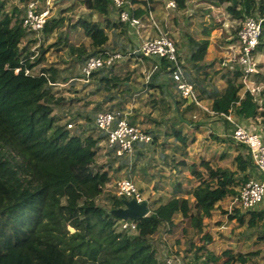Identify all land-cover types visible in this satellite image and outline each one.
Masks as SVG:
<instances>
[{
  "label": "trees",
  "instance_id": "trees-1",
  "mask_svg": "<svg viewBox=\"0 0 264 264\" xmlns=\"http://www.w3.org/2000/svg\"><path fill=\"white\" fill-rule=\"evenodd\" d=\"M126 1L135 5L130 11L141 20H146L148 13L154 12L155 4L160 2ZM185 1L178 2L180 8ZM203 1L212 5L215 0ZM217 1L228 4L225 9L233 20H262L255 53L261 52L264 49V0H235V4L231 0ZM84 5L100 21L79 19L62 31L64 19H48L41 32L44 39L57 31L62 44L58 41L45 48L42 45L34 53L31 46L35 40L28 37L35 34L26 32L21 26L25 10L22 12L16 7L7 10L6 0H0V264H165L166 256L177 254L168 253L161 258L165 244L162 242L160 248L158 243H154V237L171 232L177 217L184 221L182 234L193 252L190 251L192 258L180 256L184 262L218 264L220 257L225 256L227 259L220 264H252L258 252L232 254L225 251L221 256L212 254L207 248L212 238L205 231L204 224V219H210L213 212L220 209L222 201L235 198L237 190L258 174L244 146L234 148L233 170L204 160L190 165V174L197 182L190 193L192 200L176 192L166 200L148 202L149 214L146 217L125 220L136 225L135 231L120 229L123 220L113 216L111 210L121 208L124 198L105 193V189L111 181V173L120 171L130 163L128 157H116L113 152L105 150V163L97 166L96 157L103 150L101 144L105 143L106 137L94 127L92 118L79 115L84 124L71 123L75 129L72 131L66 127L71 122L66 121L68 111L55 113L64 100L56 97L52 91V87L59 83L60 71L48 67L40 69L38 77L25 75V71L32 72L44 61L50 49L61 51L62 46L70 54V64H83L89 57L108 49L99 44L107 31L119 30L122 34L125 30L124 24L108 18L112 12L111 0H84ZM103 24L104 27H101ZM78 26L90 38L91 53L69 42L67 32ZM201 33L198 39L185 36L189 48L188 61L196 75L189 77L183 64L182 68L187 81L196 84L201 93H205L203 84L213 86V79L206 73L200 77L199 72L204 68L201 64L209 46V31L204 28ZM117 49L118 52L124 51L122 45ZM154 62L158 69L154 71L147 88L159 89L161 95H166L171 64L165 59ZM113 67L102 68L90 78L103 85L107 93L109 87L121 82V102L129 100L132 93L125 83L130 80V75L122 80L112 76ZM17 69L20 71L16 74ZM221 70L228 72L229 78L222 74L225 81L222 92L208 94L211 99L209 110L227 124L229 122L221 115H227L229 111L234 119L247 123H255L259 117H263L259 122L260 130H253L264 134V89L256 94L244 91L241 71L234 64H226ZM259 76L258 65V73L254 77ZM158 77L163 79L158 82ZM113 98L109 94L105 96L108 101ZM151 101L155 105V97ZM161 101L171 107L170 101L166 102L163 98ZM174 101L178 114L171 120V127L175 121L185 122L183 113L179 111L180 105L186 110L194 106L180 97ZM134 119L128 118V123L137 126ZM172 134L180 143L174 151L179 149L180 156H185L187 139L175 128ZM154 144L152 140L145 147H154ZM136 149L131 156L133 159L138 157ZM179 163L187 166L184 161ZM257 208L246 212L250 214L249 219H245L244 215L228 216V219L236 218L239 225L245 224L248 230L257 233L259 241H264V203ZM234 212L239 213L238 210ZM68 227L74 229L73 234L69 233ZM190 231L200 236L199 246H194L188 238Z\"/></svg>",
  "mask_w": 264,
  "mask_h": 264
},
{
  "label": "rangeland",
  "instance_id": "rangeland-1",
  "mask_svg": "<svg viewBox=\"0 0 264 264\" xmlns=\"http://www.w3.org/2000/svg\"><path fill=\"white\" fill-rule=\"evenodd\" d=\"M31 1L32 0H6V7L7 10L16 7L23 12ZM37 2L38 10L48 9L49 19H64L62 31L72 26L79 19L94 22L99 18L85 8L84 0H37ZM177 5V9H166L163 0H160L159 3L155 4L154 12L152 13L157 25H166L169 32L168 38L171 39L174 45L180 47L182 44H186V35L199 38L204 28L209 31L208 40L213 46L218 44L224 46L229 43H234L236 45L235 36L242 22L230 18L225 9L226 6H228L227 3L220 4L215 0L214 3L210 5L203 0H187L181 8L178 9ZM146 23L149 22L146 20ZM101 27H104V24ZM118 33L121 34L119 30L107 31L106 37L99 42L101 47H110L113 42L117 43L119 41H124L125 39L122 37L124 34L119 35ZM67 37L70 43L74 44L76 47H84L87 53L93 51L90 38L85 36L84 30L79 26L75 30L70 29L67 32ZM28 39L35 40L31 46V51L34 53H37L42 45L45 48L58 41H61L62 44V39L59 38L57 31H54L47 39H44L42 33H38L37 35L31 34ZM105 51L112 52L111 49H105ZM132 51L120 52L125 55V59L117 63L111 72L112 76L118 77L121 80L130 75V80L128 83H125V86H128L129 91L132 93L131 100L129 99L130 101L127 99L121 102V82H118L115 86L109 87V93H107L105 92L104 86L94 82V79L90 77L87 79L83 78L80 75L82 62L75 65L70 64L68 62L70 54L63 46L61 51L50 49L45 54L44 61L32 72H28L25 75L38 77L40 76V69L48 67H53L60 71L59 83L52 87V91L56 97H62L64 100L59 107L55 109V113L68 111L67 114L75 116L80 113V111L95 113V111L97 112L99 109L113 110L119 107L125 109L131 106L133 114L136 113L135 120H138V125L144 130L150 129V127H152L151 125H153L151 120L155 116L157 117L158 114L157 109L150 102L152 90L149 88L144 89L143 85H147L151 82L150 79L154 74V70L149 69L148 64L144 67L143 60H140L137 54L132 55ZM261 52L264 54V49H262ZM258 63H260L259 77H263L260 81L261 84L264 85V55ZM61 79L64 80L61 82ZM108 94L114 97L111 101L105 99V96L107 97ZM77 97L79 98L76 101L74 98ZM261 113L263 115V111H261ZM261 120L262 117H259L257 122L251 123V128L260 129L259 122ZM72 122L75 124L74 121ZM73 129L74 126L70 130L73 131ZM211 131L212 130L209 128L200 129L190 138L191 142L187 145V154L185 156L188 165L183 167L186 169H179V171L175 169L178 168V163H176L178 158L176 157L180 158L181 156L178 151L174 153V155H176L174 160L172 159V156H170V153H173L171 144L165 143L164 149L163 147L161 148L162 145H158V147L154 148L146 147L145 153L140 155L143 159H139V157L135 159L127 158L131 164L128 163L127 167H123L118 172L111 173V181L106 186L105 193L115 195L116 182L124 178H129L139 189L142 197L150 203L161 199L166 200L175 195L176 184L178 183L182 186L184 195H186L189 200H192L190 193L197 182L194 181L193 178H188L187 176H189L190 165L193 161L199 162L200 159L208 158L213 161H220L232 170L234 169L232 158L228 159V157L231 156L230 148L226 143H218V141L214 139L210 141L209 137H215L211 134L213 132ZM105 155L107 154L104 153L103 150L98 153L96 157L97 166H101L105 163ZM223 155L226 156L224 157ZM144 157L146 161H144ZM143 165L145 166L146 172L144 175L140 170ZM101 201L102 200H100L99 203H101ZM149 206L148 203V207ZM233 207H236L233 198H227L222 201L220 203V210L214 213V220L209 221L205 226V230L212 238L211 244L207 245L208 250L217 256H221L224 251H229L231 253L258 251L261 255L253 259L252 264H257L258 262L264 264V243L258 241L253 243L254 240H257V236L253 237L252 240H247L246 235L248 233L246 230L244 229L243 231V228H239L238 224L235 225L233 222L227 221L226 217H224L223 212H227V209L229 210ZM183 227L184 221L177 217L171 232L160 233L158 237H154V243H158L160 248H162V242L165 244V247L163 246V253L161 254L162 257L158 254L161 258L168 253L177 254L179 257H193V254L190 253L189 243L184 240L185 238L182 234ZM229 235H231L230 238ZM188 238L193 242L194 246H199L201 244L200 236H195L193 231L188 233ZM159 245H157V247H159ZM165 250L167 251L165 252ZM226 259L225 256H221L218 264L224 262Z\"/></svg>",
  "mask_w": 264,
  "mask_h": 264
},
{
  "label": "built area",
  "instance_id": "built-area-1",
  "mask_svg": "<svg viewBox=\"0 0 264 264\" xmlns=\"http://www.w3.org/2000/svg\"><path fill=\"white\" fill-rule=\"evenodd\" d=\"M37 0H32L25 8L21 19L22 28L29 33L37 35L41 33L46 21L49 19V11L38 10ZM166 9L176 8L175 2L169 0ZM110 9L117 14V19L135 34L139 35L143 28L141 19L132 15L133 5L126 0H111ZM146 20L151 24L156 36L152 39L143 40L139 47L131 54H137L140 60L154 59L160 61L165 59L171 64L170 79L175 84V89L181 99L190 101L195 106L201 108L206 113L214 114L207 108H204L198 101L197 94L193 86L187 81L182 62L174 43L169 40L164 33L162 26L154 21L153 14L148 13ZM262 20L256 18H246L236 36V52L231 59L223 61L220 65L234 64L241 71V83L244 91L251 94L259 92L257 87L253 86L254 75L258 73V62L256 61L255 51L259 44L262 31ZM125 59V55L120 52L105 51L95 56L89 57L80 67V75L83 78H89L94 72L102 68H110ZM158 69L155 64L153 70ZM20 70H15L17 74ZM27 74L28 71H25ZM232 126V141L237 146H244L248 155L261 176V180L251 179L242 185L238 190V195L233 198L237 207L244 213L254 210L264 202V134L261 131L247 129L237 124L231 112L227 115H221ZM97 131L105 135V150L113 152L116 157L131 158L138 146H145L152 143V137L137 126L130 125L127 121V114L121 109L104 110L96 113L93 120ZM72 128V124L66 126ZM116 196L125 200H135L141 203L144 200L138 188L129 178H124L116 182ZM121 230L133 232L136 225L132 221H122ZM165 264H202L200 262H184L181 257L169 255L164 258Z\"/></svg>",
  "mask_w": 264,
  "mask_h": 264
},
{
  "label": "crops",
  "instance_id": "crops-1",
  "mask_svg": "<svg viewBox=\"0 0 264 264\" xmlns=\"http://www.w3.org/2000/svg\"><path fill=\"white\" fill-rule=\"evenodd\" d=\"M168 1L169 0H163L164 5H166V3ZM172 1L175 2V5H177V3L180 2V1H181V3L184 2V0H179V1L178 0H172ZM177 6H178V9H179L180 8L179 5H177ZM133 8H135L134 4H133ZM108 18L110 20H112V21L119 22L118 19H117V14L115 12H111L109 14ZM142 22H143V28L140 29L139 35L135 34V32L133 30L129 29V28H128L129 29L128 30L124 26L125 30H124V33H122V34H124L122 37H124L125 40L121 41V42L119 41L117 43L113 42V44L110 47H107V48L111 49L112 51L118 52L119 50L117 48L119 47V45H122L124 47V51H122V52H128V51L135 50L137 47H139L140 43L143 40L154 38L156 36V33H155L154 29L152 28L151 24L150 23H146V20H142ZM161 26H162V28L164 30V33L168 37L169 32L167 30L166 25L165 24H161ZM111 31H115V30H111ZM122 34H119V35H122ZM181 46H180L181 48L179 46H176L178 54H179V58H180L182 64L184 65L186 74L189 77L190 76L192 77V76L196 75L197 72H195V70L192 68L191 64L188 61V59H189V48L187 47L186 44H182ZM236 47L237 46L234 43L225 44L224 46H221L219 44L213 46L211 43H209L208 50H207V55L205 57V60L201 64V67H204V68L199 73L201 75L200 77H202L204 73L208 74V77H211L213 79V81H212L213 82V86L204 83L202 88L205 89L206 92L205 93L204 92L201 93L200 89L198 88V86L196 84L189 82L193 86V88H194V90H195V92L197 94V97L199 98L200 104L204 108H207L208 110H209L210 105H211V99L208 98V94L209 93L220 94L222 92V90L224 89V86H225V81L222 78V74H224V76L226 78H229V73L226 72V71L221 70L222 66L220 64L223 61L231 59L234 56V54L236 52ZM263 55L264 54L262 52H256L255 53V57H256L257 62H260L261 57H263ZM142 62H143V66L144 67H145V65L148 64L149 69H153L154 65L156 64L154 62V59H143ZM259 64L260 63H258V65ZM211 70H214V71H211ZM216 72H218V73H216ZM262 78L263 77H257V78L254 77L253 78V83H254L253 86L257 87L259 90L264 89V85L261 84V81H260ZM151 79H152V76H151ZM151 79H150V81H151ZM161 79H163V78L162 77L161 78L158 77L157 81L159 82ZM168 81H169L168 82L169 88H168L167 91H165L166 95H161V93L159 92V89L152 90V92H151L150 96H152V98L155 97V105L154 106L157 109V114H158L157 117L155 116L151 120V122H153V125H151L152 127H150V129H145V130L142 129V127H140L139 125H137V127L141 128L148 135H150L152 137L153 141H155L154 147H158V145H162L161 148L163 147V149H164V147H165L164 144L165 143L166 144H171V146L173 147V153L171 152L170 156H174V158L176 156V155H174V153L179 151V149L174 151V148L176 146H180V143L177 142V140L174 139V137H173V134H172L173 128H175L178 131H180L182 133V135L187 139V142H186L187 145L191 142L190 138H192L194 136L193 135L194 133L198 132V130H200V129H208L209 128V129H211L214 132L213 133L211 131L212 132L211 134H213L215 136V137H209V140L211 141V140L214 139L215 141H218V143H220V142L226 143L227 146L230 148V151H231V156H229L228 159L229 158H233L235 156V154H236L234 148L239 147V146H237V145H235L233 143L232 138H231L232 131H233V126L230 123L227 124L226 122H223L216 115L211 114V113H206L201 108H199V107H197L195 105L193 107H191V109H189V110H186L184 108V106L180 105L179 106V111L183 113V118L185 119V122H183V123H179L178 122L177 123L175 121L173 127H171V120H173L174 116L178 114L177 106L175 104L174 99L176 100L180 96H179V93L177 92V90L175 89V85H174V83H172V81H171L169 76H168ZM143 86H144V89L147 88V85H143ZM78 98L79 97L75 98L76 101L78 100ZM152 98L150 99L151 103H152V101H151ZM162 98L166 102L170 101L172 103L171 107L168 106V104L165 105L164 103H162V101H161ZM190 103L191 102L188 101V104H190ZM117 109H121L123 112H125L127 114V121H128V118L135 117V114H133L131 106L129 108H125V109H122V107H119ZM104 110H106V109H104ZM104 110L102 109L101 111H104ZM65 112H67V111H65ZM98 112H100V111H98ZM98 112H96V113H98ZM210 112H212V111H210ZM96 113H91V112L89 113L87 111H82V112L80 111V113L75 115L76 117L74 115H69V114L66 113V117H67L66 121L70 120L71 122H69V123L73 124L72 121H74L75 124L78 123L79 125H82V124H84V120L79 115H81V116L88 115L90 118H92V120H94V117H95ZM77 115H78V117H77ZM64 116H65V114H64ZM74 117H75V119H74ZM194 120H197V121H194ZM189 121H190V123H189ZM234 121L237 124L247 128V129H251V127H252L251 123H247L245 121H240V120H237V119H234ZM137 122H138V120L137 121L135 120V123H137ZM258 130H260V129H258ZM101 145H102L101 147H102V149H103V151L105 153V145H104V143H102ZM145 149H146L145 146L137 147L136 151H137V156L139 157V159L140 158L143 159V157H141L140 155H143L145 153L144 152ZM135 155H136V153H135ZM226 155H223V156L225 157ZM185 156H181L180 158L176 157V158H178V161L176 162V163H178V166H177L178 168H175V169H178V171H179V169L180 170L181 169H186V168H183V167H186V166H183L182 164L179 163L181 161H184L185 163L187 162ZM105 158H106V155H105ZM200 160L209 161V162H211L212 165L219 164L220 166H226L223 163H221L220 161H213V160L208 159V158H204V159H200ZM144 161H146L145 157H144ZM193 163H197V162L193 161L191 163V165ZM186 165H188V163H186ZM140 170H141L143 175L146 173L144 165H143L142 168H140ZM188 174H189V176H187L188 178H193L191 176L190 172ZM254 180H261V176H260L259 173L255 175ZM194 181H195V179H194ZM176 192H177V194L181 193L182 195H184V191H183L181 185L177 186V184H176ZM185 197H186V195H185ZM145 201L148 204V201L147 200H145ZM262 204L259 205V207L257 209H259L260 206H262ZM219 207H220V204H219ZM218 210H220V209H218ZM235 210H238L239 213L235 214V212H234ZM215 212H217V211H215ZM215 212H213L212 217L210 219H204V224L205 225H207V223L209 221L214 220V217H215L214 213ZM223 214H224V217H226L227 221L233 222L235 225L238 224L236 222L237 219L234 218L232 220H229L228 216L237 217L236 215H240V216L244 215L245 219H249V217H250L249 213H243L237 207V205H236V207H233L232 209H229V210L227 209L226 214L225 213H223ZM174 222H176V218L174 219ZM238 226H239V228H243V231L245 229L246 232L248 233L246 235V239L247 240H252L253 237L257 236V233H255L254 231L248 230L247 226L245 224L244 225H239L238 224ZM230 236L231 235H229V238H230ZM256 239L257 240H254L253 243L256 242V241L264 243V241H259L258 238H256ZM255 252H258V251H249L247 253H255ZM232 254H234V253H232ZM242 254H246V253H242ZM259 255H261V253L258 252L256 254V256H254V258H257ZM257 264H260V262H258Z\"/></svg>",
  "mask_w": 264,
  "mask_h": 264
},
{
  "label": "water",
  "instance_id": "water-1",
  "mask_svg": "<svg viewBox=\"0 0 264 264\" xmlns=\"http://www.w3.org/2000/svg\"><path fill=\"white\" fill-rule=\"evenodd\" d=\"M235 4V0H231ZM190 102V101H189ZM122 207L111 210V214L120 220H135L144 218L149 214V207L146 201L137 203L135 200H121ZM70 234L74 233V229L67 228Z\"/></svg>",
  "mask_w": 264,
  "mask_h": 264
}]
</instances>
